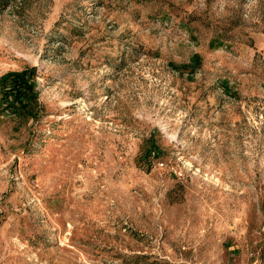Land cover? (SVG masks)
<instances>
[{
  "label": "rangeland",
  "instance_id": "374dc122",
  "mask_svg": "<svg viewBox=\"0 0 264 264\" xmlns=\"http://www.w3.org/2000/svg\"><path fill=\"white\" fill-rule=\"evenodd\" d=\"M28 65L0 264H264V0H0V76Z\"/></svg>",
  "mask_w": 264,
  "mask_h": 264
},
{
  "label": "trees",
  "instance_id": "16d2710c",
  "mask_svg": "<svg viewBox=\"0 0 264 264\" xmlns=\"http://www.w3.org/2000/svg\"><path fill=\"white\" fill-rule=\"evenodd\" d=\"M36 68L26 66L18 70H9L0 76L4 99L19 111L26 119L38 115V92L36 90ZM156 146L149 148V153L156 149Z\"/></svg>",
  "mask_w": 264,
  "mask_h": 264
}]
</instances>
